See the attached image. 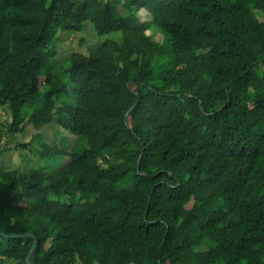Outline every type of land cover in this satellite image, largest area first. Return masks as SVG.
<instances>
[{
    "label": "trees",
    "instance_id": "16d2710c",
    "mask_svg": "<svg viewBox=\"0 0 264 264\" xmlns=\"http://www.w3.org/2000/svg\"><path fill=\"white\" fill-rule=\"evenodd\" d=\"M262 11L0 0V140L26 120L76 135L36 147L69 157L49 172L0 165V231L31 234L0 235V264H264ZM87 21L121 38L59 54Z\"/></svg>",
    "mask_w": 264,
    "mask_h": 264
},
{
    "label": "rangeland",
    "instance_id": "374dc122",
    "mask_svg": "<svg viewBox=\"0 0 264 264\" xmlns=\"http://www.w3.org/2000/svg\"><path fill=\"white\" fill-rule=\"evenodd\" d=\"M120 9L123 10L122 7ZM140 12L144 17L148 13L144 9ZM260 15L264 18L263 11ZM149 31L154 34L155 38H159V36H161L160 31H155L154 29H150ZM59 35V54L64 51H68L69 54L74 51L87 52L90 48L97 47L107 37L113 36V38L116 39L121 38L119 32L100 35L97 32L94 23L91 21L85 22L80 31H63ZM65 67H67V65ZM10 120L11 116L5 107H0V121L7 124ZM75 139L76 135L64 129L63 126L58 123L57 119H54L53 122L49 124L41 125H37L29 120H26L20 130L12 133L6 130V132L2 135L0 147H3V150L0 152V165L5 170L12 168L24 170L41 167L45 168L49 172L53 170V168L63 165L69 157L60 155L55 160L54 158L47 160L37 152L36 147L42 148L43 143L46 142L50 146L58 145L63 149L69 150ZM7 264H12V260L8 259Z\"/></svg>",
    "mask_w": 264,
    "mask_h": 264
},
{
    "label": "water",
    "instance_id": "95a60500",
    "mask_svg": "<svg viewBox=\"0 0 264 264\" xmlns=\"http://www.w3.org/2000/svg\"><path fill=\"white\" fill-rule=\"evenodd\" d=\"M0 235H7V236H12V237H23V236H25V235H31L30 234V232H24V233H17V234H7V233H4V232H2V231H0ZM36 244H37V238L35 237L34 238V243H33V245H32V247H31V249H30V252H29V255H31V253L33 252V250H34V248H35V246H36Z\"/></svg>",
    "mask_w": 264,
    "mask_h": 264
}]
</instances>
